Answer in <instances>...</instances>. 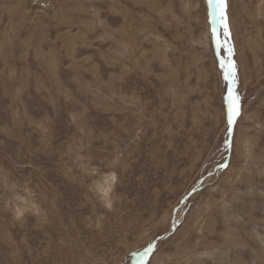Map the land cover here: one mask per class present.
Masks as SVG:
<instances>
[{"label":"rangeland","instance_id":"obj_1","mask_svg":"<svg viewBox=\"0 0 264 264\" xmlns=\"http://www.w3.org/2000/svg\"><path fill=\"white\" fill-rule=\"evenodd\" d=\"M227 17L231 136L207 0H0V264H264V0Z\"/></svg>","mask_w":264,"mask_h":264},{"label":"snow or ice","instance_id":"obj_2","mask_svg":"<svg viewBox=\"0 0 264 264\" xmlns=\"http://www.w3.org/2000/svg\"><path fill=\"white\" fill-rule=\"evenodd\" d=\"M208 6L210 8L211 22L212 24L219 23L220 27L223 29V36L225 37L222 43L219 34L215 27L212 28V40L215 43L216 49L223 50L227 53L225 59L220 60V66L226 81V93L223 98L224 103V118L226 122V132L229 136L232 135L237 119L241 115V104L240 98L236 92L237 85V68L236 63L232 59L234 54V49L230 43L231 33L228 25L227 17V0H207ZM231 141L226 139L225 145L230 146ZM221 167H227L226 164L221 165ZM155 251V245L150 244L144 251V256L148 257Z\"/></svg>","mask_w":264,"mask_h":264},{"label":"bare ground","instance_id":"obj_3","mask_svg":"<svg viewBox=\"0 0 264 264\" xmlns=\"http://www.w3.org/2000/svg\"><path fill=\"white\" fill-rule=\"evenodd\" d=\"M111 179V178H110ZM109 182V181H108ZM107 185H109V184H107ZM110 187V186H109ZM185 198V196H183V198H182V200ZM174 222H175V218H174ZM9 261V260H8Z\"/></svg>","mask_w":264,"mask_h":264},{"label":"water","instance_id":"obj_4","mask_svg":"<svg viewBox=\"0 0 264 264\" xmlns=\"http://www.w3.org/2000/svg\"><path fill=\"white\" fill-rule=\"evenodd\" d=\"M190 194V193H189Z\"/></svg>","mask_w":264,"mask_h":264}]
</instances>
